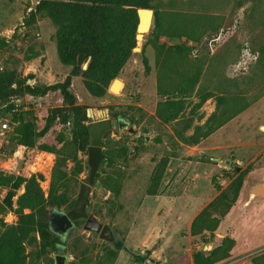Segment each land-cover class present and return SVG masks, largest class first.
Wrapping results in <instances>:
<instances>
[{
    "label": "rangeland",
    "instance_id": "374dc122",
    "mask_svg": "<svg viewBox=\"0 0 264 264\" xmlns=\"http://www.w3.org/2000/svg\"><path fill=\"white\" fill-rule=\"evenodd\" d=\"M8 1L0 0V8H3L0 35L10 38L0 58V69H14L20 77L32 75L26 81L29 84L63 82L70 68L58 58L56 27L46 16L37 14L29 19L38 0H16L11 4ZM151 5L163 12L212 17L216 30L207 31L198 42H187L192 47L190 60L194 65H202L198 85L215 91V85L221 81L227 91L244 94L248 106L198 144L178 143L172 124L161 123L155 115L156 104L162 97L156 88L155 52L151 43L145 42L149 32L138 44L140 50L133 51L118 74L122 83L119 82L116 94L109 92L112 96L93 97L85 89L82 78L73 77L70 89L77 104L86 108L87 122L102 116L112 119L121 116L138 132L129 133L127 125L115 127L104 135L103 149L107 141L113 146L126 142L131 152L123 168L120 194L111 203L107 202L111 198L109 191L92 187L88 211H98L99 214H93L102 223L111 225L115 241L122 240L124 244L113 264H144L149 256L157 259L158 264H193L196 250H210L226 236L234 240L229 257L215 264H264V196L251 197L247 193L249 186L264 180V66L258 63L256 53L258 43L264 42V0H152ZM160 41L182 43L185 37L168 40L162 36ZM143 55L147 57L148 70L142 62ZM190 100L194 104L198 97L192 96ZM10 102L14 105L13 111L22 112L23 117L35 121L39 127L48 115L58 113L41 142L59 132L70 137L68 123L61 122L64 103L58 90H50L42 96L24 94L11 98ZM214 107L215 98H208L196 111V115H204L199 123ZM0 120L8 124V130L0 135V171L6 175L16 174L21 151L9 138L18 122L8 113L0 115ZM136 145L138 149L132 150ZM54 157L51 152L37 150L28 167V175L42 174L38 182L45 195ZM81 157L87 160V155ZM163 157L166 165L157 193L150 195L147 193L150 177ZM226 159H234L241 170L247 169L238 198L213 235L208 232L202 236L191 235V220L219 193L212 177L218 176L216 183L224 188L230 178L223 171L229 170V174L235 175L232 163H225ZM71 165L69 162L68 166ZM88 175L86 163L77 183L71 184L73 197L80 184L88 181ZM23 191L21 185L14 201ZM5 193L6 188L0 187V201ZM0 218L8 224L16 221V215L8 208ZM82 226L80 223L69 231L58 246L61 250L48 251L40 264H55L54 256L58 253L66 255L65 264H96L106 248H114V241H104L98 233L86 231Z\"/></svg>",
    "mask_w": 264,
    "mask_h": 264
},
{
    "label": "trees",
    "instance_id": "16d2710c",
    "mask_svg": "<svg viewBox=\"0 0 264 264\" xmlns=\"http://www.w3.org/2000/svg\"><path fill=\"white\" fill-rule=\"evenodd\" d=\"M151 1L38 0L30 12V20L39 14L48 17L54 24L58 58L70 69L63 82L53 85L29 84L26 81L32 75L20 77L14 69H0V115L8 113L13 121L18 122L9 141L19 145L21 151L16 174L6 175L0 171V187L6 188L2 202L16 215V221L10 224L0 218V264H40V259H46L48 251L56 249V245L62 242L50 229L49 210L54 208L66 212L72 207L75 197L70 194L71 184L77 183V177L87 163L81 155H87L90 144L86 127L89 117L86 108L77 104L70 89L72 79L80 76L85 89L93 97L112 96L108 87L136 46L137 8H152L155 13L154 25L145 41L151 43L155 52L156 88L162 97L156 104L155 115L161 123L172 124L173 136L178 143L198 144L248 106L244 94L227 91L221 81L215 85V91L202 89L198 85L202 65H194L190 60L192 47L187 42H198L207 31L216 30L212 25V17L198 13L159 11L155 5H151ZM162 36L168 40L185 37V42L169 44L160 41ZM9 42L10 38L0 35V58ZM146 43L142 46V54ZM258 44L257 60L263 67L264 42ZM142 62L148 70L145 55ZM50 90H58L62 96L64 106L61 122L68 123L70 137L59 132L52 139L41 142L58 113L48 115L39 127L35 121L23 117L22 112L13 111L14 105L10 99L24 94L42 96ZM192 96L198 97L194 104L190 100ZM211 97L215 98L214 110L199 123L204 115H196V111ZM189 104L193 105L187 110ZM137 149L136 145L132 150ZM37 150L51 152L55 156L47 195L38 182L42 174L28 175V167ZM130 152L126 142L119 146L105 142L95 180H98V184L105 191L110 192L111 198L107 202L113 203V198L120 194L123 168ZM69 162L72 163L71 166H68ZM165 165L164 157L156 163L150 177L148 194L157 193ZM246 171L247 169L233 168V176L229 174V170H224L223 174L230 178L229 184L224 188L216 183L218 176L212 177L219 193L191 220V235L202 236L206 232L213 235L220 220L235 204ZM21 185L24 186V191L14 201L13 197ZM88 205L89 199L87 209ZM90 212L99 214L95 209ZM80 223L83 220L74 221L73 228ZM233 243L234 240L226 236L210 250H196L193 264H215L228 258ZM113 246V249L106 248L99 255L96 264H113L117 251L124 244L122 240H117L113 242Z\"/></svg>",
    "mask_w": 264,
    "mask_h": 264
},
{
    "label": "water",
    "instance_id": "95a60500",
    "mask_svg": "<svg viewBox=\"0 0 264 264\" xmlns=\"http://www.w3.org/2000/svg\"><path fill=\"white\" fill-rule=\"evenodd\" d=\"M137 16L138 24L135 33L136 46L133 48V51L140 50L138 44L142 41L145 34L150 31L155 22V13L151 8H137ZM119 82L122 83V81L118 77H115L111 81L108 87V91L116 94L117 90L115 88V85ZM101 113L103 115V112ZM127 125H129V121L122 117L112 119L110 117L104 116L86 124L90 138V144L87 147V164L89 166L88 181L80 184L79 190L75 197V201L69 210H67L66 212L54 208H51L49 210L50 229L53 232H57L59 229L62 232L64 230L67 231L74 227V221L83 220L82 227L84 230L98 233V237L104 241H115L116 237L114 235L112 226L108 223H102L92 212L88 211L87 203L92 187H96L97 189L105 192V189H103L95 180L96 173L100 165V160L103 157L102 143L105 133L115 127L124 128L127 127ZM127 131L129 133H138L137 131H135V127L133 125H129L127 127ZM230 162L235 169H240L239 165L235 164L234 159L225 160V163L227 164H229ZM247 193L251 197L264 196V180L257 181L253 185L249 186V188L247 189ZM6 209L7 206L2 201H0V215L5 212ZM57 250L60 251L61 249L57 248ZM66 258L67 257L64 254H56L54 256L55 264H65ZM158 263L159 261L151 256H149L144 262V264Z\"/></svg>",
    "mask_w": 264,
    "mask_h": 264
},
{
    "label": "flooded vegetation",
    "instance_id": "af4514ba",
    "mask_svg": "<svg viewBox=\"0 0 264 264\" xmlns=\"http://www.w3.org/2000/svg\"><path fill=\"white\" fill-rule=\"evenodd\" d=\"M53 219H54V217H53ZM67 231H68V230H67ZM67 231L64 230V231L62 232V231L59 229L57 232H53V233H55V234L58 236V238H59L60 241H63V240L66 238V236H67ZM58 245H59V244L56 245V249L58 248Z\"/></svg>",
    "mask_w": 264,
    "mask_h": 264
},
{
    "label": "built area",
    "instance_id": "2783aa9c",
    "mask_svg": "<svg viewBox=\"0 0 264 264\" xmlns=\"http://www.w3.org/2000/svg\"><path fill=\"white\" fill-rule=\"evenodd\" d=\"M7 130H8L7 121L0 120V135H3Z\"/></svg>",
    "mask_w": 264,
    "mask_h": 264
},
{
    "label": "crops",
    "instance_id": "0c3cea01",
    "mask_svg": "<svg viewBox=\"0 0 264 264\" xmlns=\"http://www.w3.org/2000/svg\"><path fill=\"white\" fill-rule=\"evenodd\" d=\"M16 0H10V1H8V4H11V3H13V2H15ZM1 9H3V8H0V10Z\"/></svg>",
    "mask_w": 264,
    "mask_h": 264
},
{
    "label": "bare ground",
    "instance_id": "6f19581e",
    "mask_svg": "<svg viewBox=\"0 0 264 264\" xmlns=\"http://www.w3.org/2000/svg\"><path fill=\"white\" fill-rule=\"evenodd\" d=\"M119 84H120V83H116V85H115L116 90H118V86H119Z\"/></svg>",
    "mask_w": 264,
    "mask_h": 264
}]
</instances>
